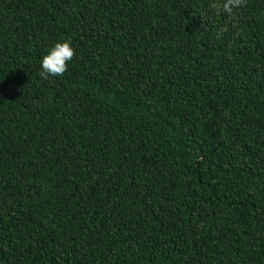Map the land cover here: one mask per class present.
I'll use <instances>...</instances> for the list:
<instances>
[{
	"label": "trees",
	"instance_id": "trees-1",
	"mask_svg": "<svg viewBox=\"0 0 264 264\" xmlns=\"http://www.w3.org/2000/svg\"><path fill=\"white\" fill-rule=\"evenodd\" d=\"M211 2L0 0V264H264V0Z\"/></svg>",
	"mask_w": 264,
	"mask_h": 264
},
{
	"label": "clouds",
	"instance_id": "clouds-1",
	"mask_svg": "<svg viewBox=\"0 0 264 264\" xmlns=\"http://www.w3.org/2000/svg\"><path fill=\"white\" fill-rule=\"evenodd\" d=\"M248 0H212L210 9L216 15H224L232 20L238 10L247 6ZM226 30V29H225ZM76 55L70 40L56 43L55 46L41 59V79L62 77L68 71V64Z\"/></svg>",
	"mask_w": 264,
	"mask_h": 264
}]
</instances>
